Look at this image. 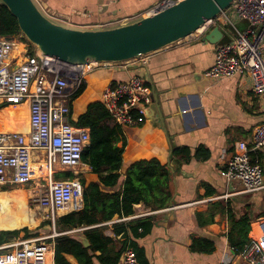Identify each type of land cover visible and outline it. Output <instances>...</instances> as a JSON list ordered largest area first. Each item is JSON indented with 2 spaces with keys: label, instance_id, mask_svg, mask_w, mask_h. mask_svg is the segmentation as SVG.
<instances>
[{
  "label": "crops",
  "instance_id": "crops-1",
  "mask_svg": "<svg viewBox=\"0 0 264 264\" xmlns=\"http://www.w3.org/2000/svg\"><path fill=\"white\" fill-rule=\"evenodd\" d=\"M161 1L35 0L44 13L57 16L58 22L91 29L140 19L150 15ZM239 25L243 27L246 22L242 21ZM217 44L204 40L203 36H193L150 54L147 65L131 62L128 69L113 67L107 72L90 73L83 92L72 104V113L77 120L89 103L101 101L102 92L109 83L128 80L133 74L149 78L154 87L153 100L144 123L124 128L128 144L123 158L126 166L151 158L168 164L173 171V203L181 206L170 213L155 212L146 216L152 225L138 236L129 229V225L136 220L132 216L126 220L114 217L100 224L105 234L114 236L120 247L122 234L115 235V224L125 223L129 229L127 235L133 239L140 256V264H219L223 259L235 256L229 241L230 208L238 217L249 213L253 217L249 233L253 237L260 235L259 225L264 219V188L257 192H245L240 181L226 178L225 171L237 142H250L255 127L264 123V100L253 92L247 76L211 79L204 75L214 64ZM262 46L264 50V40ZM25 103L29 109L28 101L19 104ZM12 106L14 104H9L0 112ZM1 122L4 123L2 119ZM12 130L3 127L0 132ZM184 147L191 151L189 158L181 160L172 156L173 150ZM252 157L259 159L264 169V148L252 152ZM42 166L40 162L33 165V177L39 175ZM79 172L81 181H99L98 175L85 163L80 166ZM7 185L10 184L0 185V201L17 211L20 218L3 213L0 205V232L39 227L41 218L28 204L33 201L40 208L36 203L39 191L31 184L14 185L28 187L26 190H10ZM227 201L230 202L229 208L224 205ZM44 212L47 218V211ZM66 213L62 212L60 216ZM7 218L12 219L14 224H10ZM33 222L37 224L32 226ZM255 229L259 233H255ZM73 231L78 236H84L83 228ZM20 237L24 235L5 243ZM50 242L53 247L48 257L49 264H55L54 239ZM66 257L72 264H81L71 254Z\"/></svg>",
  "mask_w": 264,
  "mask_h": 264
},
{
  "label": "built area",
  "instance_id": "built-area-1",
  "mask_svg": "<svg viewBox=\"0 0 264 264\" xmlns=\"http://www.w3.org/2000/svg\"><path fill=\"white\" fill-rule=\"evenodd\" d=\"M181 0H162L150 14L168 4ZM58 21L57 16L48 15ZM242 21L246 25L240 27ZM218 26L225 39L216 46L214 64L204 72L211 79L247 76L253 92L264 100V0H234L216 18L207 21L194 36ZM149 55L115 63L128 69L130 63L147 65ZM101 64V63H99ZM88 65V67H86ZM92 63L71 65L44 55L39 49L31 53L29 42L21 33L0 35V105L29 102V131L0 132V185H27L37 189L36 203L47 211L55 228L62 212L79 211L84 206V185L79 177L82 154L90 144V131L78 127L72 113L74 95L86 82ZM94 68V67H93ZM113 119L123 127L141 125L152 103V88L148 78L133 74L128 80L109 83L101 95ZM264 148V123L257 125L250 142L238 141L225 176L240 181L245 192L264 188V169L252 152ZM43 163L39 175L32 176L36 163ZM41 168V166H40ZM43 168H46V173ZM73 172V178L56 179L54 173ZM43 170V171H42ZM136 206V205H135ZM178 204L153 210L142 204L134 207L132 215L144 218L155 212L170 213ZM58 233L39 237H20L0 245V264H49V253ZM251 236V234H250ZM235 256L219 264H264V219L260 235ZM3 252V253H2ZM120 264H139L136 251L127 247Z\"/></svg>",
  "mask_w": 264,
  "mask_h": 264
},
{
  "label": "trees",
  "instance_id": "trees-1",
  "mask_svg": "<svg viewBox=\"0 0 264 264\" xmlns=\"http://www.w3.org/2000/svg\"><path fill=\"white\" fill-rule=\"evenodd\" d=\"M19 33L21 31L18 20L0 1V35L12 36ZM30 50L33 54L34 46ZM114 84L116 83L114 82ZM84 88L85 84L77 91L74 98H77ZM8 105L1 104L0 109ZM17 108L23 109L20 104H14L0 112V129L9 128L16 121ZM1 119L4 123L1 122ZM144 120L143 118L141 124L144 123ZM15 125L16 131H21L26 128L27 123L24 125L16 123ZM76 125L89 128L90 144L82 154V162L90 166L92 172L98 175L99 181L86 183L82 179L84 185L83 208L58 217L55 225L60 230L58 232L60 234L54 238L55 264H72L67 259V254L75 256L81 264H119L121 255L127 247H132L137 251L133 239L127 235L128 230H133L134 234L138 236L149 230L152 222L147 217L136 219L129 225V229L123 222L116 223L115 235L122 234L120 247H118L114 236L105 234L103 226L100 224L114 217L123 218L132 215L136 203H143L153 210L173 204V171L168 164H163L157 158L140 159L126 166L123 158L128 144L125 127L113 119L101 101L89 103L86 110L78 116ZM190 155L191 151L187 147L175 149L172 152L174 158L181 160L189 158ZM145 156L142 155V157ZM54 177L56 179L73 178L74 173L59 171L54 173ZM4 204L5 202L1 200L0 205L3 207V213H7ZM224 205L229 208L230 202L227 201ZM22 210L25 216L24 206ZM228 212L231 222L230 246L233 253L238 255L252 241L249 232L253 217L249 213L238 217L231 208L228 209ZM9 216L12 215L9 214ZM7 221L14 224L12 219L7 218ZM46 224H52L51 220L43 223V225ZM77 228H83V237L65 233ZM21 231L26 232L24 235L26 238L37 236L28 228L5 230L0 232V245L18 237ZM255 233L259 232L255 229ZM84 239L88 240V246L84 244Z\"/></svg>",
  "mask_w": 264,
  "mask_h": 264
},
{
  "label": "water",
  "instance_id": "water-1",
  "mask_svg": "<svg viewBox=\"0 0 264 264\" xmlns=\"http://www.w3.org/2000/svg\"><path fill=\"white\" fill-rule=\"evenodd\" d=\"M18 20L21 35L44 55L71 65L121 63L150 55L180 43L216 18L234 0H181L163 6L140 19L110 27L80 28L62 24L35 0H0ZM210 43L222 42L215 26L203 36ZM152 88V100L154 87ZM84 244L89 245L87 239ZM238 259L235 264H241Z\"/></svg>",
  "mask_w": 264,
  "mask_h": 264
},
{
  "label": "rangeland",
  "instance_id": "rangeland-1",
  "mask_svg": "<svg viewBox=\"0 0 264 264\" xmlns=\"http://www.w3.org/2000/svg\"><path fill=\"white\" fill-rule=\"evenodd\" d=\"M29 45H30V49H31V47L33 45L31 43H29ZM113 67H120V65L115 64V63H101V64L96 63V64L92 65L89 68V74L90 73L91 74L92 73H95L96 71L107 72L110 69H112ZM16 113H17V115H15L17 117L16 118V121L10 125V128H13L14 130H17V129H15V126H16L15 124L16 123L18 125H24V123H26L24 109L17 108ZM7 186H8V188L10 190H12V189H24V190L29 189L28 187L27 188H23V187H18V186H14V185H7ZM28 204H29V207L38 214V217L41 218V221H40L41 225L39 227L33 228V229H31V228L28 227V229L30 231L36 233L37 236H35V237H39L42 234L43 235H53L54 232H57V233L60 232V230L56 227V225H55V228H54L53 223L52 224L43 225V223L45 221H48L47 218H46V214H45V212H44L43 209L38 208L37 205L33 201H30V203L28 202ZM57 219H56V222H57ZM56 222H55V224H56ZM69 233H73V234L77 235V233L75 231H73V232L70 231ZM25 234H26L25 231H21L19 233V235H25Z\"/></svg>",
  "mask_w": 264,
  "mask_h": 264
},
{
  "label": "bare ground",
  "instance_id": "bare-ground-1",
  "mask_svg": "<svg viewBox=\"0 0 264 264\" xmlns=\"http://www.w3.org/2000/svg\"><path fill=\"white\" fill-rule=\"evenodd\" d=\"M199 31H201V30H199ZM194 35H195V34H192V35L189 36L187 39L193 37ZM94 64H96V63H92V65H94ZM86 67H88V65H87ZM20 105L23 107L24 111L26 112V122H27V126H26L25 129H23V130H21V131L12 130V132H27V131H29V109H28V104L25 103V104H20ZM4 132H5V131H4ZM44 172L46 173V168H45ZM31 174H32V171H31ZM32 176H33V175H32ZM4 207H5V210H6V212H7L8 214L12 215V216H13L14 218H16V219H19V218H20L18 212L16 211V213H15V212L13 211V208H10L9 205H8L7 203L4 204ZM36 224H37V222H33V223H32V226H35ZM255 225H256L257 227L260 226V225L258 226L257 223H255ZM259 228H260V227H259Z\"/></svg>",
  "mask_w": 264,
  "mask_h": 264
}]
</instances>
